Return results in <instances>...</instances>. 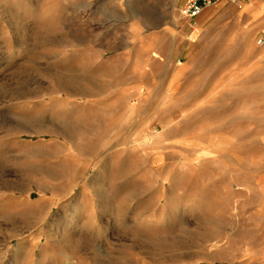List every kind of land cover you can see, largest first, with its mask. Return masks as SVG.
Here are the masks:
<instances>
[{
    "label": "rangeland",
    "instance_id": "374dc122",
    "mask_svg": "<svg viewBox=\"0 0 264 264\" xmlns=\"http://www.w3.org/2000/svg\"><path fill=\"white\" fill-rule=\"evenodd\" d=\"M184 3L0 0V264H264V0Z\"/></svg>",
    "mask_w": 264,
    "mask_h": 264
},
{
    "label": "crops",
    "instance_id": "0c3cea01",
    "mask_svg": "<svg viewBox=\"0 0 264 264\" xmlns=\"http://www.w3.org/2000/svg\"><path fill=\"white\" fill-rule=\"evenodd\" d=\"M184 1V0H183ZM186 1V0H185ZM240 3H242V5H244L245 3H247V0H240ZM211 6H207L198 16L193 17V18H189V17H184L183 15H181L182 18H188L189 20H195L197 18H205L207 16L211 15V11L209 10ZM211 17V16H210ZM169 28H165L163 31H160L159 33H167V30H170V26H168ZM154 32H150L149 35H145L143 37V41L140 43L139 42V46L142 49L146 50L145 54H149V60L147 62V64L144 66V74L150 75L151 78L156 75L153 67L155 65V63L160 62L162 63L163 67L165 68V72H168V68L170 67V65H172V61H173V56H169V55H164V53H162V51H160L159 48H155V42H153V34ZM99 61V60H97ZM96 61V62H97ZM98 65V64H97ZM127 69V68H126ZM179 70V69H178ZM127 72V70H125ZM154 78V77H153ZM152 80V79H151Z\"/></svg>",
    "mask_w": 264,
    "mask_h": 264
},
{
    "label": "built area",
    "instance_id": "2783aa9c",
    "mask_svg": "<svg viewBox=\"0 0 264 264\" xmlns=\"http://www.w3.org/2000/svg\"><path fill=\"white\" fill-rule=\"evenodd\" d=\"M220 0H186L181 7V14L185 17L193 18L198 16L207 6L215 5ZM232 2H239L240 0H229ZM263 38L260 39V43Z\"/></svg>",
    "mask_w": 264,
    "mask_h": 264
}]
</instances>
